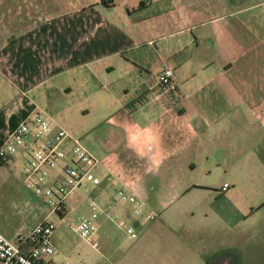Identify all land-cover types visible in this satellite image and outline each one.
Wrapping results in <instances>:
<instances>
[{"label": "crops", "instance_id": "1", "mask_svg": "<svg viewBox=\"0 0 264 264\" xmlns=\"http://www.w3.org/2000/svg\"><path fill=\"white\" fill-rule=\"evenodd\" d=\"M9 2L10 11L0 12V126L22 109L38 110L78 138L98 160L100 183L86 181L84 190L93 192L88 205L102 209L104 230L120 188L139 206L174 214L191 195L212 189V173L234 179L217 185L227 184L222 193L264 190V0ZM165 66L175 93L157 83ZM22 161L16 154L0 162L2 193L17 183L11 172L23 181ZM83 184L67 197L64 215ZM45 215L35 214L26 232ZM0 233L15 238L1 224ZM195 236L171 233L163 241L174 248L164 254L145 250L147 235L124 243L100 233L96 246L85 242L94 250L89 264H230L205 259ZM51 241L54 264H78L61 252L55 229Z\"/></svg>", "mask_w": 264, "mask_h": 264}, {"label": "rangeland", "instance_id": "2", "mask_svg": "<svg viewBox=\"0 0 264 264\" xmlns=\"http://www.w3.org/2000/svg\"><path fill=\"white\" fill-rule=\"evenodd\" d=\"M20 4L19 0L18 5ZM10 7L9 0H0V12L10 11ZM243 164L245 162H241L239 167ZM11 173L17 183L10 194L0 191V224L3 228L14 231L16 236L26 233L30 219L35 214H45L50 208L43 197H36L25 186L16 172ZM207 178L209 187L217 190L211 189L191 195L188 201L183 202L181 208L176 209V214L171 212V208L158 210L139 206L136 198L131 202L116 194V208L106 211L109 220L107 227L104 230L102 224L98 223L102 219V214H98L95 221L99 228L94 236L104 233L125 243L128 239L126 228L129 226L137 237L148 236L145 238V250L164 254L165 251H172L174 245L172 241L163 239L170 238L168 236L171 233L188 232L197 235L192 237V243L196 248L205 249L204 258L209 261L264 264V190L252 191L238 186L235 190L230 188L222 193L217 185L222 181L229 182L234 179L216 173ZM260 181L263 185L264 178H260ZM86 185L85 182L82 186L84 194L80 196V201L64 215L63 221L58 222L56 216L52 217L56 224L55 234L61 252L70 254L72 261L78 264H89V253L94 252L74 229L80 218L89 216L93 211L87 199L93 192L91 189L85 191ZM35 200L36 203L38 201L36 205ZM135 210L139 212L135 214ZM133 218H136L137 222L133 221ZM201 232L205 234L204 238L198 237ZM196 261L199 264L198 258Z\"/></svg>", "mask_w": 264, "mask_h": 264}, {"label": "built area", "instance_id": "3", "mask_svg": "<svg viewBox=\"0 0 264 264\" xmlns=\"http://www.w3.org/2000/svg\"><path fill=\"white\" fill-rule=\"evenodd\" d=\"M157 83L165 93H175L178 84L170 67L165 66L157 75ZM20 154L23 156L21 172L23 182L36 195L43 197L49 206L44 218L26 233L18 234L13 240L0 233V264H54L51 257L56 253L51 241L55 229L53 216L62 218L65 202L71 191L89 181L100 183L93 169L98 160L62 128H54L45 114L38 110L29 111L14 126H0V162ZM59 170L60 176L50 171ZM227 184H223L224 191ZM118 194L133 202L125 188ZM93 204V203H92ZM102 209H96L89 216L80 218L74 229L94 246L95 233L99 226L95 219ZM139 210H135L137 214ZM131 237L136 233L126 228Z\"/></svg>", "mask_w": 264, "mask_h": 264}, {"label": "trees", "instance_id": "4", "mask_svg": "<svg viewBox=\"0 0 264 264\" xmlns=\"http://www.w3.org/2000/svg\"><path fill=\"white\" fill-rule=\"evenodd\" d=\"M103 4L105 5H112L114 0H100ZM29 111L28 110H20V112L13 114L12 116H10L9 120H10V126H14L15 124H17V122H19L20 119H22ZM3 124V114L2 112H0V125Z\"/></svg>", "mask_w": 264, "mask_h": 264}]
</instances>
